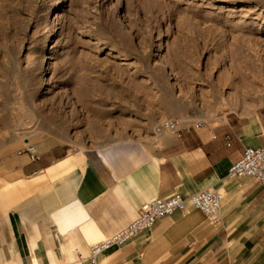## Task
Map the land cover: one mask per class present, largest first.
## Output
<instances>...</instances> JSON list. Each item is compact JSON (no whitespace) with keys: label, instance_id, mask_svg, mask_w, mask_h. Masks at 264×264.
<instances>
[{"label":"rangeland","instance_id":"1","mask_svg":"<svg viewBox=\"0 0 264 264\" xmlns=\"http://www.w3.org/2000/svg\"><path fill=\"white\" fill-rule=\"evenodd\" d=\"M152 85L214 124L263 110L264 0H0V215L30 195L12 173L27 144L42 159L139 137Z\"/></svg>","mask_w":264,"mask_h":264},{"label":"crops","instance_id":"2","mask_svg":"<svg viewBox=\"0 0 264 264\" xmlns=\"http://www.w3.org/2000/svg\"><path fill=\"white\" fill-rule=\"evenodd\" d=\"M148 89L135 96L133 118L147 120L134 128L139 137L81 153L56 146L28 165L20 156L12 173L17 181L32 174L31 192L0 215V264H76L89 244L123 229L151 199L205 189L224 194L218 224L188 208L103 251L100 263L264 264V186L227 178L246 148L264 147V109L214 124L187 93ZM163 120L179 132L154 131Z\"/></svg>","mask_w":264,"mask_h":264},{"label":"built area","instance_id":"3","mask_svg":"<svg viewBox=\"0 0 264 264\" xmlns=\"http://www.w3.org/2000/svg\"><path fill=\"white\" fill-rule=\"evenodd\" d=\"M198 122L194 128L202 127ZM156 132H179L177 123L165 120L156 128ZM231 138L226 136L227 146ZM18 155H24L31 163L41 160V154L33 145L27 144ZM227 178L230 180L253 179L264 186V147L246 148L242 156L233 162L228 170ZM224 202V194L219 190L205 189L183 198L179 194H170L164 197H155L143 204L136 212L134 219L123 229L99 242L89 244L87 254H78L76 264H101L99 255L108 248L120 246L139 234L149 231L161 218L173 216L177 212H184L188 208L200 211L206 220L216 225L221 220V208Z\"/></svg>","mask_w":264,"mask_h":264},{"label":"bare ground","instance_id":"4","mask_svg":"<svg viewBox=\"0 0 264 264\" xmlns=\"http://www.w3.org/2000/svg\"><path fill=\"white\" fill-rule=\"evenodd\" d=\"M62 2H63V1H62ZM151 200H152V199H151ZM85 254H87V251H86V253H85ZM85 254H84V255H85Z\"/></svg>","mask_w":264,"mask_h":264}]
</instances>
